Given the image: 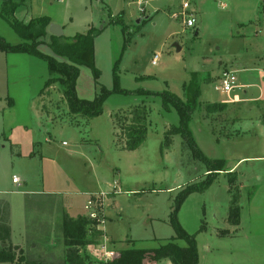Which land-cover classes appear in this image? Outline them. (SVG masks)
Instances as JSON below:
<instances>
[{"label": "rangeland", "instance_id": "rangeland-1", "mask_svg": "<svg viewBox=\"0 0 264 264\" xmlns=\"http://www.w3.org/2000/svg\"><path fill=\"white\" fill-rule=\"evenodd\" d=\"M188 2L193 26L172 17L180 0H148L143 14L134 0H0L8 44L24 41L17 23L40 16L47 30L60 26L62 39L95 32L92 66L78 65L73 91L83 100L103 96L101 114L73 115L60 84L46 85V57L0 52V198L9 204L10 240L27 261L60 264L62 215L109 192L99 221L109 250L156 248L177 235L175 219L193 237L195 264H264V0ZM48 34L37 49L57 55ZM224 69L236 75L229 94L215 89ZM114 76L128 92L174 94L189 107L185 123L168 98L114 91ZM188 84L198 87L192 107ZM137 104L146 107L147 132L128 151L116 140V116ZM218 160L223 170L210 174ZM232 194L237 224L227 221Z\"/></svg>", "mask_w": 264, "mask_h": 264}, {"label": "trees", "instance_id": "trees-1", "mask_svg": "<svg viewBox=\"0 0 264 264\" xmlns=\"http://www.w3.org/2000/svg\"><path fill=\"white\" fill-rule=\"evenodd\" d=\"M11 6H16L14 3L9 2ZM19 4V3H18ZM17 4V5H18ZM144 16V15H143ZM151 15L149 14V17ZM148 17V18H149ZM49 19L47 16H40L29 19L24 23H17L16 28L26 27L25 31H20V35L24 37V41L15 45L8 44L0 38V52H23L32 55H41L46 57L47 68L50 73V78L47 80L46 85L57 81L62 87L66 105L69 112L73 115H79L84 119L93 118L102 112L101 103L103 96L93 100H83L76 97L73 86L74 80L78 74V65L92 66V50L93 38L95 32L89 30V33H77L72 37L61 38L48 34L50 39V47L57 55L41 54L37 49V44L42 42L43 38L47 35V25ZM115 87L114 91L123 94H132L134 96H155L160 95L164 98L170 99L176 107L181 121L185 123L189 114V107L185 106L177 97L168 92L163 93L151 92L145 89H137L133 92H128L117 88L116 76H114ZM188 93L191 94L192 101L188 104L191 107L195 106V97L198 93V87L188 84ZM103 94L107 95L109 92L102 89ZM166 102V101H165ZM225 102L218 104L208 103L206 111L214 109V105H218L221 109L225 107ZM187 105V104H186ZM116 116L117 123L121 124L119 134L116 135L117 142L121 143L122 148L128 151L137 149L145 140L147 132V110L145 105H134L126 111L121 118ZM121 120V122H119ZM176 132L174 127H170L165 135ZM168 138V137H167ZM166 148L169 146V141L165 140ZM224 161L218 160L214 167H211L210 174L213 171L223 170ZM209 174V175H210ZM231 179H234L232 176ZM102 216V215H101ZM97 219L89 218L86 214H80L76 217H71L63 214L61 218V234L62 242L64 245L63 256L61 257L60 264H156L159 261L166 259L170 264H195L196 250L193 237L181 230L175 219L172 220L173 226L177 230L175 237L165 240L156 248L144 249L134 247L133 243L130 246L120 248L114 251V256L111 260L102 262L94 259L87 251L86 246L95 244L98 241L96 238L103 234L102 230L96 229L94 226L99 223ZM239 218L238 205L236 203V195L232 194L229 202V210L227 221L231 224H237ZM88 228L90 232H88ZM182 239L185 246H179L174 239ZM4 244V245H3ZM0 261H10L25 264H49L42 261H27L25 255L22 254V249L12 244L10 240V224H9V204L6 200L0 198Z\"/></svg>", "mask_w": 264, "mask_h": 264}, {"label": "built area", "instance_id": "built-area-1", "mask_svg": "<svg viewBox=\"0 0 264 264\" xmlns=\"http://www.w3.org/2000/svg\"><path fill=\"white\" fill-rule=\"evenodd\" d=\"M61 1V0H58ZM137 9L141 14L145 12L146 7L148 6V0H134ZM189 6L188 0H180V8L181 12H173L172 17H181L183 24L186 26H193L194 24V18L191 13H186V10ZM155 62V56L152 59V63ZM237 87L236 84V75L233 71L224 69L220 73L219 78V85L215 86V89L220 90L221 92H224L226 94H229L231 91H233ZM12 182H18L17 177L12 178ZM118 192V190L115 191V184L113 185L112 194H115ZM109 194L106 192H98V193H92L89 194V197L86 200V203L84 205L85 214L89 218L97 219L99 215H102V208H103V200L105 196ZM101 218V217H100ZM99 218V219H100ZM100 221V220H99ZM93 226L96 229L102 230L99 226V223L96 225L89 226L90 228H93ZM88 232H90V229L88 228ZM101 238V241H98L95 244H90L86 246V250H89V254L99 256L100 259H102L104 262L109 261L114 256V251L107 249V238L104 236V234L99 236ZM102 242V243H101ZM97 246L98 248H96ZM98 249H101V252H96ZM96 252V253H94ZM97 254V255H96Z\"/></svg>", "mask_w": 264, "mask_h": 264}, {"label": "water", "instance_id": "water-1", "mask_svg": "<svg viewBox=\"0 0 264 264\" xmlns=\"http://www.w3.org/2000/svg\"><path fill=\"white\" fill-rule=\"evenodd\" d=\"M149 17V14L147 15H144V16H140L136 21L139 22L141 21V19L143 18H148ZM48 32L50 34H53L55 36H61L62 35V30L60 28L59 25L57 24H49V27H48ZM173 46L175 47V49L178 51L180 49V47L177 45V43H174ZM4 245V244H3Z\"/></svg>", "mask_w": 264, "mask_h": 264}, {"label": "crops", "instance_id": "crops-1", "mask_svg": "<svg viewBox=\"0 0 264 264\" xmlns=\"http://www.w3.org/2000/svg\"><path fill=\"white\" fill-rule=\"evenodd\" d=\"M34 18V17H33ZM47 32H48V30H47ZM49 33V32H48ZM50 34V33H49ZM225 101H228V100H225ZM226 105V104H225ZM251 158V157H250ZM83 210H84V206H83ZM80 214H85V210L84 211H81L80 213H78L77 215H80ZM77 215H75V216H71V217H76ZM261 217H263V215H261ZM106 237V236H105ZM110 241H113V240H110ZM158 264H159V262H158ZM160 264H170V262L168 261V260H166V259H163V260H161L160 261Z\"/></svg>", "mask_w": 264, "mask_h": 264}]
</instances>
